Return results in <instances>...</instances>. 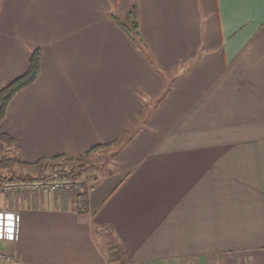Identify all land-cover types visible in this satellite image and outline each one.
<instances>
[{
    "label": "crops",
    "instance_id": "obj_1",
    "mask_svg": "<svg viewBox=\"0 0 264 264\" xmlns=\"http://www.w3.org/2000/svg\"><path fill=\"white\" fill-rule=\"evenodd\" d=\"M36 49L1 122L19 158L112 145L86 212L0 192V264H264V0H0V92Z\"/></svg>",
    "mask_w": 264,
    "mask_h": 264
},
{
    "label": "trees",
    "instance_id": "obj_2",
    "mask_svg": "<svg viewBox=\"0 0 264 264\" xmlns=\"http://www.w3.org/2000/svg\"><path fill=\"white\" fill-rule=\"evenodd\" d=\"M127 23L124 24L120 21L119 18L116 16L113 17L114 20L118 23V25L122 28V30L128 35V37L132 40V42L139 48V50L143 53L149 63L162 75L165 77L164 73L157 67V63L155 59L152 57L150 52L148 51L146 45L142 41V38L139 33V26H138V19L137 13L135 8H131L127 13ZM40 71V51L36 49L29 61V68L27 72L22 76L14 80L10 83L7 87L2 89L0 92V169H4L7 172L13 167L22 168L26 167L27 169H38V166L43 164L44 162L48 161H56V160H64L70 162L72 165L68 169H55L53 170L54 175L58 176L59 178L62 177H74L79 178L83 172L85 171L86 167L92 165L93 159H91V154L101 151L104 152L107 149H110L112 144H103L97 145L88 150L84 155L71 158L65 156H55L49 159L42 158L35 163L28 164L23 162L18 155V148L16 146L15 141L8 136L1 127V122L5 117L6 109L11 101V99L18 93L20 90L24 89L25 87L31 85L36 78L38 77ZM98 160V163L95 165V169L99 172L102 171L103 167L105 166L106 162ZM40 169V168H39ZM101 173V172H100ZM50 174H46L44 177H48ZM6 176H4L5 178ZM4 178H0L3 180ZM9 178L11 180L15 179H23L21 175L12 173ZM8 178V179H9ZM35 179V178H34ZM43 179V177L41 178ZM77 203L79 208H77L80 213L86 212L87 210V191L85 188L82 190L80 194H77ZM84 208V211L82 210ZM109 240H114V243L117 241L116 238L111 236V233L108 234ZM112 240V241H113ZM111 241V242H112ZM114 252L111 254L112 261H117L118 263L125 262L124 256L121 258V254H123L122 246L118 244H114L113 248Z\"/></svg>",
    "mask_w": 264,
    "mask_h": 264
},
{
    "label": "built area",
    "instance_id": "obj_3",
    "mask_svg": "<svg viewBox=\"0 0 264 264\" xmlns=\"http://www.w3.org/2000/svg\"><path fill=\"white\" fill-rule=\"evenodd\" d=\"M90 175V176H89ZM87 178H57V179H25V180H0V192L11 193L18 191H41L51 192L58 189L75 191L80 194L82 190L88 192L92 190L99 182V176L95 173L89 174ZM84 211V209H83ZM18 228L16 227V230ZM15 230V234H16ZM15 256L0 253L1 263H10L15 261Z\"/></svg>",
    "mask_w": 264,
    "mask_h": 264
},
{
    "label": "rangeland",
    "instance_id": "obj_4",
    "mask_svg": "<svg viewBox=\"0 0 264 264\" xmlns=\"http://www.w3.org/2000/svg\"><path fill=\"white\" fill-rule=\"evenodd\" d=\"M99 159H101L100 161L106 162L107 157H103V156L97 157V159L92 161V165L90 164V166L86 167L85 171L83 172V174L79 178L80 179L87 178L90 173L93 175H94V173L96 175L97 174L101 175L102 173H100L98 170L95 169V167H96L95 165L98 163ZM71 165L72 164H70L68 162H64L63 160H56V161L44 162L43 164L38 166V169L20 170L17 167H13L10 170V172H7L4 169L3 170L0 169V178H4V176H6L4 179H8L9 176L12 173H14L16 175L18 174L19 176L21 175V178H23V179H15V180H25V179H34V178L35 179H41L42 177H43V179H45L46 177H44V176H46V174H50L47 177V179H49V180L57 179L59 177L54 175L53 170H55V169H68L69 167H71ZM62 178H74V177L70 176V177H62Z\"/></svg>",
    "mask_w": 264,
    "mask_h": 264
}]
</instances>
